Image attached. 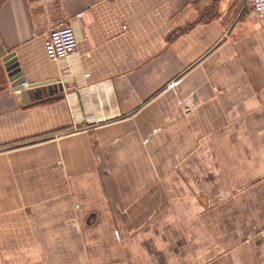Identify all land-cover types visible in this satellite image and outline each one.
Segmentation results:
<instances>
[{
  "label": "crops",
  "instance_id": "crops-1",
  "mask_svg": "<svg viewBox=\"0 0 264 264\" xmlns=\"http://www.w3.org/2000/svg\"><path fill=\"white\" fill-rule=\"evenodd\" d=\"M0 43L64 85L26 103L0 59V264H264L252 0H9Z\"/></svg>",
  "mask_w": 264,
  "mask_h": 264
},
{
  "label": "water",
  "instance_id": "water-1",
  "mask_svg": "<svg viewBox=\"0 0 264 264\" xmlns=\"http://www.w3.org/2000/svg\"><path fill=\"white\" fill-rule=\"evenodd\" d=\"M0 59H2L5 64L9 80L14 90L16 92H21L26 103H28L32 99V95L36 93L39 95L40 93L48 91V93L52 95L64 92V85L57 80L41 84H29L26 86L25 73L16 52H8L1 48Z\"/></svg>",
  "mask_w": 264,
  "mask_h": 264
},
{
  "label": "built area",
  "instance_id": "built-area-1",
  "mask_svg": "<svg viewBox=\"0 0 264 264\" xmlns=\"http://www.w3.org/2000/svg\"><path fill=\"white\" fill-rule=\"evenodd\" d=\"M253 12L257 19L264 20V0H252ZM47 56L53 61L67 59L78 53V38L72 26L53 30L46 41ZM28 85L27 83L25 84Z\"/></svg>",
  "mask_w": 264,
  "mask_h": 264
},
{
  "label": "trees",
  "instance_id": "trees-1",
  "mask_svg": "<svg viewBox=\"0 0 264 264\" xmlns=\"http://www.w3.org/2000/svg\"><path fill=\"white\" fill-rule=\"evenodd\" d=\"M9 0H0V9L1 7L6 3L8 2ZM0 48H1V43H0Z\"/></svg>",
  "mask_w": 264,
  "mask_h": 264
}]
</instances>
